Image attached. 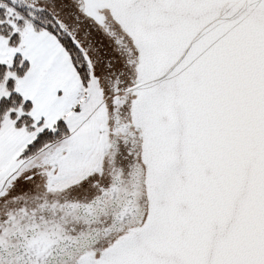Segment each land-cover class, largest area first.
Listing matches in <instances>:
<instances>
[{
    "label": "snow or ice",
    "instance_id": "1",
    "mask_svg": "<svg viewBox=\"0 0 264 264\" xmlns=\"http://www.w3.org/2000/svg\"><path fill=\"white\" fill-rule=\"evenodd\" d=\"M0 264H264V0H0Z\"/></svg>",
    "mask_w": 264,
    "mask_h": 264
}]
</instances>
